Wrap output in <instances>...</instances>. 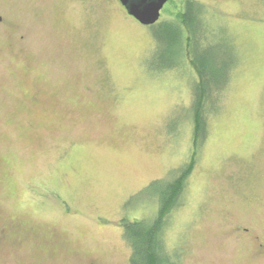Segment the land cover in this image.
<instances>
[{"label":"rangeland","instance_id":"374dc122","mask_svg":"<svg viewBox=\"0 0 264 264\" xmlns=\"http://www.w3.org/2000/svg\"><path fill=\"white\" fill-rule=\"evenodd\" d=\"M184 0H168L160 19ZM238 64L175 211L186 264H264V0H198ZM26 38L0 52V264H127L122 216L191 150L188 74L150 69L148 26L118 0H0ZM0 34V47L6 41ZM17 52V53H16ZM150 53V52H149ZM32 87L38 103H29ZM148 203V202H147Z\"/></svg>","mask_w":264,"mask_h":264},{"label":"trees","instance_id":"16d2710c","mask_svg":"<svg viewBox=\"0 0 264 264\" xmlns=\"http://www.w3.org/2000/svg\"><path fill=\"white\" fill-rule=\"evenodd\" d=\"M209 13L204 3L184 0L176 17L160 19L147 27L153 49L147 54L146 65L152 70L175 68L188 73L191 98L186 107L191 150L166 175L129 196L146 198L132 208L142 206L146 211L139 217L122 216L119 220L121 237L129 249L127 264H186L180 242L169 237L175 223L173 214L184 201L199 150L209 135V120L221 111V95L239 65L233 44L213 27L207 19Z\"/></svg>","mask_w":264,"mask_h":264},{"label":"flooded vegetation","instance_id":"af4514ba","mask_svg":"<svg viewBox=\"0 0 264 264\" xmlns=\"http://www.w3.org/2000/svg\"><path fill=\"white\" fill-rule=\"evenodd\" d=\"M120 7L123 10H125L123 6L120 5ZM15 31H16V24L14 23L12 18L6 15L5 11L0 6V34L8 36V37H5L6 41L8 40V38H10L8 42L2 44V46L0 47L1 53H4V54L8 53L9 55L13 54V51H15L13 50L14 46L22 42V40L26 38V35L24 34L16 35ZM39 93H40L39 89L32 87L31 91L29 92V95L25 94L24 97L28 100L29 103L35 104V103H38L39 101ZM239 224L240 223H237V227L235 228L236 230L235 234H246L250 236L254 244L256 254L263 255L264 254V239L262 238L261 233L259 232L258 228L255 229L249 225L240 226ZM19 230L23 231L24 233L23 237L26 236L27 233L31 235L34 231L33 228L27 227L26 223L22 221L21 219H13L11 221L2 223L0 225V244H2V242L4 241V238L7 235L15 231H19ZM88 264H92V263H88Z\"/></svg>","mask_w":264,"mask_h":264},{"label":"water","instance_id":"95a60500","mask_svg":"<svg viewBox=\"0 0 264 264\" xmlns=\"http://www.w3.org/2000/svg\"><path fill=\"white\" fill-rule=\"evenodd\" d=\"M168 0H118L126 13L142 25L158 21L160 11Z\"/></svg>","mask_w":264,"mask_h":264}]
</instances>
